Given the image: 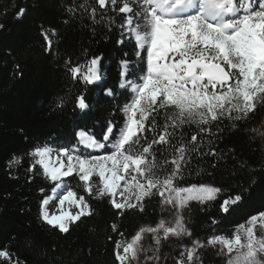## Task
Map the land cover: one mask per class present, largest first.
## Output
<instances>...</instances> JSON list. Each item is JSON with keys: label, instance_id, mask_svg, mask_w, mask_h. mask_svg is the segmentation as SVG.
I'll return each mask as SVG.
<instances>
[{"label": "snow or ice", "instance_id": "1", "mask_svg": "<svg viewBox=\"0 0 264 264\" xmlns=\"http://www.w3.org/2000/svg\"><path fill=\"white\" fill-rule=\"evenodd\" d=\"M76 7L83 9L94 24H103L110 11L107 24L114 23L113 17L119 20L120 38L116 44H131L142 66L137 72L135 65L130 68L128 59L119 60L118 86L125 95L120 111L124 115L119 126L107 119L100 139L83 130L77 134L78 144L91 152L85 155L63 148L55 156L58 163L53 164L50 147L32 150V167L39 165L53 182L52 198L60 189L59 205L68 201L78 209L50 214L45 207L50 198H44L40 219L67 233L69 223L92 215L83 195L66 190L64 178L74 173L87 195L108 197L119 215L128 209L142 213L145 198L158 196L162 205L168 206L172 219L141 227L128 241L116 240L114 256L118 264H141V256L146 261L159 260L162 240L192 236L184 215L190 202L207 205L221 192V188L210 185H177L190 156H216L211 136L220 129L217 126L214 132L213 126L225 119L244 120L255 112L257 104H264V0H84ZM67 10L74 11L72 7ZM24 12L21 9L17 15ZM44 36L47 40V33ZM48 45L51 46L50 40ZM103 59L93 56L76 65L68 60L66 71L85 87L100 86L106 97L115 99L114 89L100 83ZM130 74L137 79L128 80ZM91 107L83 92L75 97V108L85 116ZM185 125L195 126L187 141L181 139ZM159 146H163V152ZM97 150H103V154H93ZM19 161L14 156L9 165ZM93 177H98V183ZM241 200L240 194L224 200L222 212L229 213V205ZM216 223L213 218L212 224ZM111 227L118 232L115 224ZM145 233L151 236L155 247L145 246ZM207 246L216 250L224 264H264V211L236 225L229 235L213 234L206 242L192 240L176 264H201L198 249ZM0 259L4 264H20L7 250H0Z\"/></svg>", "mask_w": 264, "mask_h": 264}, {"label": "trees", "instance_id": "2", "mask_svg": "<svg viewBox=\"0 0 264 264\" xmlns=\"http://www.w3.org/2000/svg\"><path fill=\"white\" fill-rule=\"evenodd\" d=\"M83 2L0 0V250H7L20 264H118L114 242L131 238L141 227L155 226L161 218L162 198H145L142 213L128 209L119 215L108 197L87 195L73 174L64 179L65 183L77 196L85 197L92 215L69 223L67 233L40 219L41 201L53 193V182L39 165L32 167V150L48 146L56 151L68 148L86 152L77 142L80 131L100 139L106 120L119 126L124 115L120 111L125 95L118 86L119 60L128 59L130 68L135 65L137 72L142 66L131 44H116L119 20L113 17L109 26V11L103 24H94L83 9L76 7ZM69 7L74 11L68 12ZM21 9L25 12L18 16ZM93 56L104 57L100 83L114 89L115 99L106 97L100 86L85 87L67 73L68 60L73 65L84 64ZM127 79L135 81L137 77L130 74ZM81 92L92 105L87 116L75 108V97ZM263 119L264 104H257L255 112L244 120L218 122L213 131L217 126L220 131L211 136L217 155L192 154L178 177V186L221 188L215 201L207 205L193 201L185 210V221L195 239L206 242L213 234L229 235L236 225L264 211V149L248 134ZM181 131V139L187 141L195 126L185 125ZM159 147L163 152V146ZM203 147L207 152L208 144ZM14 156L20 161L10 166ZM93 181L98 183V177ZM236 194L242 196L241 202L229 205V213H223V201ZM213 218L216 224H212ZM113 224L118 232L112 231ZM201 259L202 264H224L209 247L202 250ZM0 264H4L2 259Z\"/></svg>", "mask_w": 264, "mask_h": 264}, {"label": "rangeland", "instance_id": "3", "mask_svg": "<svg viewBox=\"0 0 264 264\" xmlns=\"http://www.w3.org/2000/svg\"><path fill=\"white\" fill-rule=\"evenodd\" d=\"M248 134L250 135V137L253 140L257 141L261 145V147L264 149V119L261 123H259L258 125H255L251 129H249ZM84 149H86V152H84L85 155H87L89 152L92 151V150L87 149V148H84ZM52 150H53V156L57 155L59 153V151H56L54 149H52ZM93 154H96V155L103 154V150H97V151L93 152ZM61 159H64L65 163H66L65 158L61 157ZM52 162H53V159H52L51 163ZM210 186H212V185H210ZM66 190H69V189H66ZM66 190H65V192H66ZM60 192H61L60 189L56 190L57 194H56L55 198H52V200H53L52 203H54V204L58 203ZM50 197H53V193L51 194ZM50 197H47V198H50ZM117 199L119 200V197ZM65 206H67L68 208L73 207L76 210H78L74 205L70 204L68 201L65 202ZM167 207L168 206H163L161 203V206H160L161 218L160 219H164L166 222H168L172 219L170 211L166 210ZM47 210L51 214L49 207H47ZM55 210H56V208H55ZM185 223H186V221H185ZM186 226L188 227L187 223H186ZM188 229H189V227H188ZM130 239L131 238L122 239L121 241H128ZM192 240H196V239L193 236H191V237H183L181 239H177L175 237H170L168 241L162 240L159 252L157 253V255L159 256V260H155V261L147 260L146 261L144 259V257L141 256V264H176V260L180 258V253L184 252L187 247H191V241ZM143 243L145 244V246H148L151 244L153 247H155L154 242L151 239V236L147 233H145ZM207 247H209L214 252H216V250L213 247H211V246H207ZM202 250L203 249H198V256H199V260H200L201 264H202V259H201ZM148 255L151 256L152 253H149ZM185 255H186V252H185Z\"/></svg>", "mask_w": 264, "mask_h": 264}, {"label": "bare ground", "instance_id": "4", "mask_svg": "<svg viewBox=\"0 0 264 264\" xmlns=\"http://www.w3.org/2000/svg\"><path fill=\"white\" fill-rule=\"evenodd\" d=\"M55 156H53V164H57L56 160H55ZM53 200H52V197H50V202L48 205H46L45 207H49L50 208V212L51 214H62L63 212H68V211H71V212H76L77 210L75 208H68L67 206H65V204L63 206H60L59 205V202L57 204H54L52 203ZM66 202V201H65ZM56 208V210H55Z\"/></svg>", "mask_w": 264, "mask_h": 264}]
</instances>
